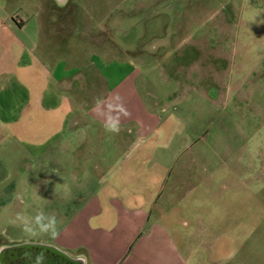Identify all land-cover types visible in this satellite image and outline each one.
I'll use <instances>...</instances> for the list:
<instances>
[{
	"label": "crops",
	"instance_id": "0c3cea01",
	"mask_svg": "<svg viewBox=\"0 0 264 264\" xmlns=\"http://www.w3.org/2000/svg\"><path fill=\"white\" fill-rule=\"evenodd\" d=\"M96 12L79 0H0V123L15 135L0 136V264L53 261L54 252L82 264H194L187 252L200 246L221 264L232 240L207 242L209 218L166 188L164 156L173 164L180 151L158 154L175 136H147L167 119L136 91L119 27ZM109 115L118 133L105 131ZM40 210L56 216L58 236L24 240L18 214Z\"/></svg>",
	"mask_w": 264,
	"mask_h": 264
},
{
	"label": "rangeland",
	"instance_id": "374dc122",
	"mask_svg": "<svg viewBox=\"0 0 264 264\" xmlns=\"http://www.w3.org/2000/svg\"><path fill=\"white\" fill-rule=\"evenodd\" d=\"M79 3L89 11L96 7L93 17L119 27L113 36L129 49L120 56L133 63L136 91L148 109L167 119L147 136H175L158 154L163 157L169 144L180 151L173 164L172 156H164L166 188L175 187L178 201L191 200V215L209 218L207 242L220 234L228 236L217 243L232 240L221 264H264V0ZM103 32L110 40V29ZM2 128L0 123V136H15ZM4 225L0 242L7 241ZM20 234L36 243L46 237ZM197 249L187 252L195 253L194 264H217L211 260L216 253ZM51 263L82 264L58 252L53 261L38 256V264Z\"/></svg>",
	"mask_w": 264,
	"mask_h": 264
},
{
	"label": "clouds",
	"instance_id": "9594fccd",
	"mask_svg": "<svg viewBox=\"0 0 264 264\" xmlns=\"http://www.w3.org/2000/svg\"><path fill=\"white\" fill-rule=\"evenodd\" d=\"M117 99L119 100L120 97L117 96ZM97 103H99V101H97ZM109 107L111 108V106ZM118 110L119 112L123 113L124 116L129 115L122 104L118 106ZM103 127L106 132L118 133L120 131L119 117L117 116L113 118L111 115H109L106 122L103 123ZM17 221H19L23 230L31 236L47 234L52 238H55L59 234L56 216L54 214H46L43 210L37 211L33 217H27L23 214H18Z\"/></svg>",
	"mask_w": 264,
	"mask_h": 264
}]
</instances>
